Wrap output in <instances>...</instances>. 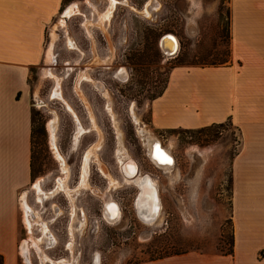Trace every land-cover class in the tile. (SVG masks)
Masks as SVG:
<instances>
[{"label":"rangeland","instance_id":"374dc122","mask_svg":"<svg viewBox=\"0 0 264 264\" xmlns=\"http://www.w3.org/2000/svg\"><path fill=\"white\" fill-rule=\"evenodd\" d=\"M73 3L78 4L76 14L59 25ZM228 3L64 0L47 40L50 48L56 29L52 61L46 56L29 79L35 171L19 193L17 264H42V257L43 264H136L188 251H231L232 163L241 144L239 130L231 121L203 131L157 130L151 124V103L174 67L229 62ZM87 19L96 21L89 29ZM165 34L178 38L175 54L162 52ZM86 68L87 76L80 77ZM44 69L55 77L44 75ZM121 69L124 76L118 75ZM51 120L66 170L53 147ZM140 126L153 134L165 156L173 157L171 171L150 160ZM121 153L124 162L135 161L142 176L156 181L162 209L152 225L140 219L136 202L143 191L126 181ZM59 178L68 192L56 190ZM92 188L109 193L120 205L118 221H106L104 200Z\"/></svg>","mask_w":264,"mask_h":264},{"label":"crops","instance_id":"0c3cea01","mask_svg":"<svg viewBox=\"0 0 264 264\" xmlns=\"http://www.w3.org/2000/svg\"><path fill=\"white\" fill-rule=\"evenodd\" d=\"M63 3L0 0V255L4 264H17L19 193L32 177L29 79L32 69L46 58L50 27ZM228 4L229 62L174 67L162 95L151 103V124L157 130L196 129L231 121L239 130L241 144L232 163V250L188 251L136 264H264V0H229Z\"/></svg>","mask_w":264,"mask_h":264},{"label":"bare ground","instance_id":"6f19581e","mask_svg":"<svg viewBox=\"0 0 264 264\" xmlns=\"http://www.w3.org/2000/svg\"><path fill=\"white\" fill-rule=\"evenodd\" d=\"M77 6L78 5L73 4L67 9L63 18L60 17L59 25H61V26L66 25L67 20H68L67 17L70 18V16L72 17L73 15L76 14L74 12L77 11ZM100 22H102V21L100 20ZM97 24H100L99 21ZM91 25H92V21L87 19V22L85 24L86 28L89 29V27ZM55 30L56 29H54L52 31V43L50 45V48H48V51L46 54V56L48 58L47 60L50 62L52 61V49H53L54 39L57 36V33L55 32ZM160 44H161V47H162V49L166 55L175 54L179 48V43H178L177 37H175V35H173V34H165L164 36H162ZM68 69H72V67L68 68ZM88 70H89L88 68L81 69L80 73H79L80 77H84V76L86 77ZM43 73H44V75L55 77L54 73L51 72V69H44ZM118 75L124 76L125 75L124 70L121 69L119 71ZM98 86H99V88L103 89V86L101 84H98ZM54 95L57 96L58 98H60V92L59 91H55ZM136 121H137V123H139L138 119H136ZM53 122H54V120H51L49 126H50L52 139H53V147H54L57 158L60 160L61 157L59 155V150L56 148L55 143H54L55 135H54V128L52 125ZM139 130L142 133V136L144 137L145 145L147 147L148 156L150 157V160L153 163H155L156 166L163 168L164 171H171L172 167H173V163H174L173 157L171 155H169V157L164 155V153H166L165 149L162 148V146L159 144V142L154 143L152 133L148 132L147 130H145L141 126L139 127ZM121 150H123V149H121ZM91 153H92V151H89L86 155V158H85L86 165L88 162L89 155ZM119 156L121 159V165L123 166V164L125 163L124 166L122 167V170H123L124 174L127 176L126 181L134 182L135 184H138L140 189H142V191H143L142 193L140 192L141 197L139 194L138 200L136 202L137 207H138V211H139L138 214L140 215V219L143 222L152 225L159 219L161 209H162V203H161V199L159 197V190H158L157 185L155 184L156 181L154 180V182H155L154 183L152 176H150L149 174H145L144 176H142L140 171H139V167L135 161L127 159L126 162H124L126 157L122 156V153ZM122 157H123V159H122ZM166 162L169 165H166L165 164ZM61 163H62V169L66 170L64 162L61 161ZM84 172H86V171L84 170ZM130 178H133V179H130ZM82 182L83 183L85 182L84 179ZM34 187H36L38 189V191H40V188H39L40 185L38 183H36L34 185ZM56 190H62V191L64 190V191L68 192V190L64 184V180L62 178L58 179ZM92 190L96 194L100 195L104 200V207H105V209H104V215L105 216L104 217H105L106 221L109 223H113L115 221H118L122 215L120 205L114 199H112V197H110L109 193H102L99 189L97 190V188H92ZM25 195H26V191H24L20 197V200H21L23 206L25 204ZM39 198L41 200V197H39ZM44 232H45V230H44ZM23 245H24L23 248H25L26 245L24 243H23ZM68 246H69V248H71L72 243L69 244ZM45 258L46 257H44V258L42 257V264H43ZM51 262H52V264H64V261H56V262L51 261Z\"/></svg>","mask_w":264,"mask_h":264},{"label":"trees","instance_id":"16d2710c","mask_svg":"<svg viewBox=\"0 0 264 264\" xmlns=\"http://www.w3.org/2000/svg\"><path fill=\"white\" fill-rule=\"evenodd\" d=\"M163 93V92H162ZM162 93L161 94H159L158 96H160V95H162ZM32 119H33V117H32ZM170 130H175V129H170ZM204 130V128L202 127V128H200V131H203ZM33 146H34V120H33V130H32V160H31V173H32V175H33V173H34V159H35V155H34V153H35V151H34V149H33ZM232 250V249H231ZM231 252V251H230ZM0 264H4V262H3V257L0 255Z\"/></svg>","mask_w":264,"mask_h":264},{"label":"flooded vegetation","instance_id":"af4514ba","mask_svg":"<svg viewBox=\"0 0 264 264\" xmlns=\"http://www.w3.org/2000/svg\"><path fill=\"white\" fill-rule=\"evenodd\" d=\"M176 37V36H175ZM177 40H178V38H177ZM160 41H161V39H160ZM178 43H179V40H178ZM160 47H161V44H160ZM179 49V48H178ZM161 50H162V52L164 53V51H163V49H162V47H161ZM165 54V53H164ZM166 55V54H165Z\"/></svg>","mask_w":264,"mask_h":264}]
</instances>
